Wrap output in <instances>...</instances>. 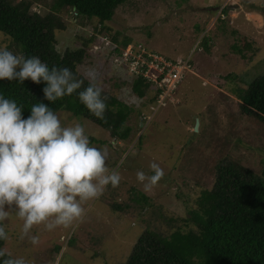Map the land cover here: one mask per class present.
Instances as JSON below:
<instances>
[{
	"label": "rangeland",
	"instance_id": "obj_1",
	"mask_svg": "<svg viewBox=\"0 0 264 264\" xmlns=\"http://www.w3.org/2000/svg\"><path fill=\"white\" fill-rule=\"evenodd\" d=\"M26 1L30 12L51 10V0ZM58 16L66 24L55 31L60 53L95 34L77 72L88 79L91 71L97 86L133 108L128 119L133 131L119 141L87 118L56 112L63 125L78 121L89 140L103 141L90 144L107 151L106 166L116 169L121 180L86 202L82 220L68 228L33 225L22 236L23 221L10 210L0 223L6 232L3 248L12 258L24 257L31 264H124L144 230L169 234L195 227L188 212L200 192L211 188L219 161L240 162L264 177V124L241 111L236 94L264 73V0H129L118 5L105 22L111 27L109 37L116 33L119 41L129 38L131 49L152 58L189 60L174 90L156 103L148 100L153 93L139 97L132 92L133 66L111 49L115 42L94 17L76 18L69 8ZM10 39L0 30V46L19 54ZM196 120L198 130L192 136ZM151 162L164 175L146 191L135 174L143 170L151 175ZM134 191L139 197L145 194L147 204L135 200ZM31 236L38 238L36 243Z\"/></svg>",
	"mask_w": 264,
	"mask_h": 264
},
{
	"label": "trees",
	"instance_id": "obj_2",
	"mask_svg": "<svg viewBox=\"0 0 264 264\" xmlns=\"http://www.w3.org/2000/svg\"><path fill=\"white\" fill-rule=\"evenodd\" d=\"M13 1V2H12ZM129 0H51V10L38 14L28 10V1L0 0V30L11 37V42L26 58L38 57L52 66L68 67L75 79L82 80L81 87L71 95L53 102L43 99L44 84H35L30 79L23 83L17 80H0V95L15 100L27 117L33 104L48 103L56 113L68 110L73 115L87 118L108 130L119 141L128 139L133 131L128 123L133 108L117 96L102 90L106 97L104 118L100 119L79 101L77 93L88 86L89 80L77 72V66L87 55V44L95 34L83 39L82 45L60 53L55 48V31L64 30L65 22L58 13L69 8L77 17L97 20L109 37L110 20L118 5ZM225 11V7L222 8ZM97 27L94 26V30ZM115 42L114 50L130 44L129 38L119 41L116 33L109 37ZM207 43V40L204 41ZM131 90L139 97L148 93L149 102H157L160 88L141 74L131 81ZM243 113L251 114L264 124V73L255 77L248 86L236 91ZM141 140V135L138 141ZM103 142L90 137L89 142ZM214 182L203 189L190 209L188 219L194 228L186 231L175 229L169 234L146 229L137 238L124 264H264V177L234 160H221L214 168ZM135 200L147 204V196L133 192ZM120 208V206H118ZM1 224V223H0ZM5 239H0L3 248ZM5 251V250H4ZM5 257L10 255L5 251ZM11 257V256H10Z\"/></svg>",
	"mask_w": 264,
	"mask_h": 264
},
{
	"label": "clouds",
	"instance_id": "obj_3",
	"mask_svg": "<svg viewBox=\"0 0 264 264\" xmlns=\"http://www.w3.org/2000/svg\"><path fill=\"white\" fill-rule=\"evenodd\" d=\"M89 84L77 93L79 101L97 118L103 119L106 97L86 74ZM30 79L43 83V99L53 102L79 89L82 80L75 79L68 67L51 68L36 56L14 54L0 46V80ZM107 151L90 144L83 125L76 121L63 125L58 115L42 101L33 104L27 117L15 100L0 95V221L10 210L23 223L21 235L33 225L43 224L52 230L68 228L82 220L83 205L98 198L107 186L115 187L121 176L106 166ZM151 175L137 170L136 179L147 191L164 175L163 169L151 162ZM7 206V209L6 207ZM0 239L6 232L0 224ZM32 243L36 236L30 237ZM0 248V257H5ZM0 264H31L24 257L0 259ZM55 264V262H53Z\"/></svg>",
	"mask_w": 264,
	"mask_h": 264
},
{
	"label": "built area",
	"instance_id": "obj_4",
	"mask_svg": "<svg viewBox=\"0 0 264 264\" xmlns=\"http://www.w3.org/2000/svg\"><path fill=\"white\" fill-rule=\"evenodd\" d=\"M109 46H112L111 41ZM98 45L95 46L97 48ZM115 45L111 48L114 49ZM132 45L127 44L122 51L120 50V54H118L121 60H126L129 66H133V72L135 74H141L143 77L150 80L154 87L160 88L161 92L159 93L157 102L163 100L169 92L173 91L176 87L177 83L183 77V73L185 69L189 68V60H175L166 61L159 56L150 57L149 53H140L135 48H132ZM126 48L129 51H125ZM139 48L142 51L141 44H139ZM139 54V55H135ZM142 56H141V55ZM138 56V59H137Z\"/></svg>",
	"mask_w": 264,
	"mask_h": 264
},
{
	"label": "water",
	"instance_id": "obj_5",
	"mask_svg": "<svg viewBox=\"0 0 264 264\" xmlns=\"http://www.w3.org/2000/svg\"><path fill=\"white\" fill-rule=\"evenodd\" d=\"M197 130H198V120L195 121L193 131L191 132L192 136L197 132Z\"/></svg>",
	"mask_w": 264,
	"mask_h": 264
}]
</instances>
